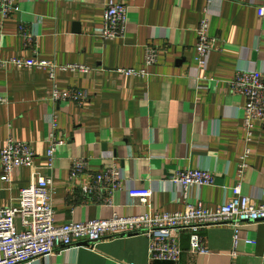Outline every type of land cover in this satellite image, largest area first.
I'll use <instances>...</instances> for the list:
<instances>
[{
	"label": "crops",
	"instance_id": "obj_1",
	"mask_svg": "<svg viewBox=\"0 0 264 264\" xmlns=\"http://www.w3.org/2000/svg\"><path fill=\"white\" fill-rule=\"evenodd\" d=\"M126 6L123 36L106 40L96 31L105 6ZM19 12L0 21V56L37 57L57 65H84L89 72L57 70L59 89L85 90L88 100L53 103L47 71L0 68V148L6 138L30 142L35 163L54 183L52 206L56 225L108 218L113 212L135 216L175 212L185 204L217 208L229 196L237 166L248 147V167L242 192L258 198L264 189V125L254 122L245 142L244 97L231 93L228 82L237 71L264 72V0H17ZM208 8L213 47L204 67L196 62V28ZM34 35L27 46L18 27ZM158 49L157 62L146 77L126 75L122 68L143 67L144 49ZM56 116L58 132L66 139L55 150L48 170L47 136ZM86 158L89 171L116 163L125 188L113 195V206L83 202L71 190L73 158ZM199 168L211 172L212 186H191L184 201L168 179L177 170ZM1 176V169H0ZM27 167L15 168L9 182L0 179V207L16 205L19 190L30 183ZM129 188L150 189L149 204L128 195ZM15 226L20 228L19 217ZM206 255L188 252V235L181 236L178 261L151 260L148 240L129 235L96 243L77 244L22 264H264V222L241 226L212 225L201 230ZM238 242L234 246L233 237ZM250 238L253 244L244 240ZM235 252V253H233Z\"/></svg>",
	"mask_w": 264,
	"mask_h": 264
},
{
	"label": "built area",
	"instance_id": "obj_2",
	"mask_svg": "<svg viewBox=\"0 0 264 264\" xmlns=\"http://www.w3.org/2000/svg\"><path fill=\"white\" fill-rule=\"evenodd\" d=\"M208 3L212 0H206ZM17 0H0V21L18 13ZM208 8L204 7L202 16L196 28V62L204 67L207 56L213 47V38L209 35ZM264 13V7L257 8V15ZM126 6L119 1L107 2L103 14L102 26L96 32L104 39L111 40L123 36L126 30ZM27 46L34 42V35L27 31L24 24L18 27ZM158 49L147 45L144 49L143 67L140 69L122 68L118 71L126 75L146 77L147 68L157 62ZM9 66L16 68H35L47 71L52 83L50 100L55 102L73 101L78 105L88 100L85 90L77 87L59 89L55 84L57 70L89 72L84 65H57L37 57H6L0 56V68ZM231 93L239 94L245 99L243 105V126L245 142L252 136L254 122L264 125V72L237 71L228 82ZM5 99L0 98V102ZM48 170L53 169L55 150L65 144L66 139L58 132V124L54 115L50 120V129L46 139ZM250 150H245L237 166L235 183L229 187L227 200L217 208L208 207L201 202L185 204L181 211L151 212L135 216H120L113 212L110 217L84 222H67L56 225L52 195L54 183L50 174H42L40 166L35 163V151L30 142L6 138L0 148V179L9 182L15 168L30 169V183L21 188L16 198V205L0 207V264H22L49 256L57 250L85 242L94 246L106 239L122 236L139 235L148 240V255L151 260L178 261L183 253L181 236L188 235V252L206 255L209 253L201 230L212 225H230L235 232L246 224L264 222V189L258 198L245 195L241 188V178L244 169L248 167L246 158ZM86 158H73L69 170L71 190H78L83 202L113 206V195L125 188V182L116 163H111L98 172L90 174L86 183H77V178L88 173ZM180 190L181 198L185 201L188 188L191 186H212L214 176L207 170L185 168L177 170L168 179ZM128 195L141 204L148 205L151 196L150 189L129 188ZM19 217L20 228L15 226V218ZM234 246L238 242L233 237ZM246 243L253 244L254 240L246 238ZM235 253V252H233ZM134 264V263H130Z\"/></svg>",
	"mask_w": 264,
	"mask_h": 264
},
{
	"label": "water",
	"instance_id": "obj_3",
	"mask_svg": "<svg viewBox=\"0 0 264 264\" xmlns=\"http://www.w3.org/2000/svg\"><path fill=\"white\" fill-rule=\"evenodd\" d=\"M83 243L85 244V242H82V243H80V244H83ZM86 244H87V243H86Z\"/></svg>",
	"mask_w": 264,
	"mask_h": 264
}]
</instances>
